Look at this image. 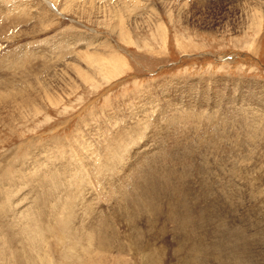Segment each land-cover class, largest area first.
<instances>
[{
	"label": "rangeland",
	"instance_id": "obj_1",
	"mask_svg": "<svg viewBox=\"0 0 264 264\" xmlns=\"http://www.w3.org/2000/svg\"><path fill=\"white\" fill-rule=\"evenodd\" d=\"M0 73L2 261L264 264V0H0Z\"/></svg>",
	"mask_w": 264,
	"mask_h": 264
},
{
	"label": "bare ground",
	"instance_id": "obj_2",
	"mask_svg": "<svg viewBox=\"0 0 264 264\" xmlns=\"http://www.w3.org/2000/svg\"><path fill=\"white\" fill-rule=\"evenodd\" d=\"M21 8H22V7H21ZM26 9H27V8H26ZM12 10H13V9H12ZM17 10H22V9H17ZM17 10H15V12H16ZM5 12H6V11H5ZM7 12H8V11H7ZM15 12H14V13H15ZM21 12H22V11H21ZM10 13H11V12H10ZM6 14H8V13H6ZM12 15H13V14H12ZM24 15H25V14H24ZM13 18H14V17H13ZM4 30H5V29H4ZM25 50H26V49H25ZM23 58H24V57H23ZM27 59H28V58H27ZM35 59H36V58H35ZM21 60H23V59H21ZM26 61H27V60H26ZM28 61H30V60H28ZM19 63H20V62H19ZM26 63H27V62H26ZM20 64H21V63H20ZM22 64H23V63H22ZM22 64H21V65H22ZM5 65H6V64H5ZM15 65H16V64H15ZM21 65H20V66H21ZM29 65H30V64H29ZM2 66H3V65H2ZM16 66H17V65H16ZM7 67H8V66H7ZM7 67H6V68H7ZM9 67H10V66H9ZM17 67H18V66H17ZM17 69H18V68H17ZM0 74H1V73H0ZM17 74H18V73H17ZM1 83H3V85L5 84L4 81L1 82ZM10 84H12L11 81L9 82L8 87H11V86H12V85H10ZM35 84H36V83H35ZM3 85L0 84V91H1ZM11 88H13V87H11ZM13 90H14V89H13ZM36 90H37V89H36ZM10 93H11V92H10ZM10 93H9V94H10ZM30 93H31V92H30ZM1 94H2V93H0V95H1ZM13 94H14V93H13ZM3 96H4V95H3ZM10 97H11V96H10ZM0 98H1V97H0ZM6 98H7V97H6ZM10 100H11V99H10ZM5 101H6V100H5ZM5 101L2 102V103H4V105H5L6 102H8V101H6V102H5ZM12 101H13V100H12ZM8 104H9V103H8ZM6 105H7V104H6ZM187 118H188V117H187ZM188 119H189V118H188ZM136 131H137V130H136ZM117 149H119V148H117ZM116 151H117V150H116ZM119 151H120V150H119ZM114 153H115V152H114ZM119 153H120V152H119ZM116 155H117V154H116ZM114 158H115V157H114ZM108 159H109V158H108ZM112 159H113V158H112ZM112 161H114V160H112ZM102 163H103V162H102ZM106 164H107V163H106ZM110 164H111V163H110ZM106 169H107V168H106ZM112 172H113V171H112ZM46 176H47V175H46ZM52 177H53V176H52ZM51 180H52V179H51ZM58 180H59V178H58ZM53 181H54V180H53ZM77 181H78V180H77ZM39 182H40V181H39ZM43 182H44V181H43ZM54 182H55V181H54ZM46 183H47V182H46ZM56 183H57V182H56ZM83 185H84V184H83ZM58 187H59V186H58ZM75 187H76V186H75ZM55 188H56V187H55ZM1 191H2V190H1ZM75 191H76V190H75ZM79 192H80V191H79ZM51 193H52V192H51ZM49 194H50V192H49ZM74 194H75V193H74ZM79 194H80V193H79ZM51 195H52V194H51ZM45 196H46V194H45ZM60 196H61V195H60ZM46 197H47V196H46ZM75 197H76V196H75ZM75 197H74V198H75ZM57 198H58V196H57ZM57 198H56V199H57ZM53 199H54V198H53ZM50 200H51V198H50ZM59 200H60V199H59ZM47 201H48V200H47ZM44 203H45V202H44ZM57 203H58V202H57ZM61 203H62V202H61ZM61 203H60V205H61ZM50 204H52V203H50ZM4 205H5V204H4ZM36 205H37V204H36ZM45 205H46V204H45ZM0 206H1V204H0ZM46 206H47V205H46ZM85 206H86V205H85ZM51 207H52V206H51ZM58 207H60V206L58 205ZM31 208H32V207H31ZM54 208L56 209L55 206H54ZM63 208H64V206H63ZM33 209H34V208H33ZM52 210H53V209H52ZM61 210H62V209H61ZM72 210H73V209H72ZM32 211H33V210H32ZM37 211H38V210H37ZM37 211H36V212H37ZM39 211H40V210H39ZM30 212H31V210H30ZM30 212H29V213H30ZM49 212H50V210H49ZM52 212H53V211H52ZM64 212H65V211H64ZM66 212H67V211H66ZM70 212H71V211H70ZM27 213H28V212H27ZM61 213H62V212H61ZM11 214H12V213H11ZM37 214H39V213H37ZM34 215H35V213H34ZM34 215H32V216H34ZM56 215H57V214H56ZM32 216H31V217H32ZM35 216H36V215H35ZM64 216H65V215H64ZM31 217H30V218H31ZM50 217H51V216H50ZM54 217H55V216H54ZM65 217H66V216H65ZM70 217H71V216H70ZM13 218H14V217H13ZM60 218H61V217H60ZM68 218H69V217H68ZM68 218H67V219H68ZM35 219H36V218H35ZM35 219H34V220H35ZM37 219H38V218H37ZM37 219H36V220H37ZM71 220H72V217H71ZM4 221H5V220H4ZM30 221H31V219H30ZM49 221H50V220H49ZM10 222H11V221H10ZM15 222H16V221H15ZM53 222H54V221H53ZM57 222H58V221H57ZM7 224H8V223H7ZM11 224H12V223H11ZM25 224H26V223H25ZM34 224H35V223H34ZM0 225H1V224H0ZM54 225H55V224H54ZM63 225H64V224H63ZM61 226H62V225H61ZM65 226H66V225H65ZM22 227H23V226H22ZM46 227H47V226H46ZM34 228H35V227H34ZM65 228H66V227H65ZM1 229H3V228H1ZM38 229H39V227L37 228V233H39V232H38ZM50 229H51V228H50ZM50 229H49V230H50ZM67 229H68V228H67ZM30 230H31V227H30V228H26V227L24 226L20 231L17 230V231H19V233H17V234H20V236H21V238H22L23 236H25V234H26V235L31 234V233H29ZM32 230H33V229H32ZM35 230H36V229H35ZM40 230H41V229H40ZM40 230H39V231H40ZM51 230H52V229H51ZM7 231H8V230H7ZM53 231H54V230H53ZM59 231H60V230H59ZM61 231H62V230H61ZM64 231H65V230H64ZM45 232H47V230H46ZM49 232H50V231H49ZM51 232H52V231H51ZM51 232H50V233H51ZM32 233H33V231H32ZM34 233H35V232H34ZM34 233H33V235H35ZM59 233H60V232H59ZM4 234H5V232H4ZM4 234H3V235H4ZM6 234H7V233H6ZM23 234H24V235H23ZM39 234H40V233H39ZM42 234H43V232H42ZM53 234H54V233H53ZM11 235H12V234H11ZM13 235H14V234H13ZM40 235H41V234H40ZM40 235H38V237H39V238H42V235H41V237H40ZM61 235H62V234H61ZM7 236H8V237H7ZM7 236H4V237L8 238V242H9V239H10L9 236H10V235L7 234ZM62 236H63V235H62ZM25 237H26V236H25ZM29 237H30V236H29ZM29 237H28L27 240H24V241H25V244H26V242L30 243V246H29V247H30V249H31V251H30L31 253H29V250L27 251V252H28V254H27V258L31 259V254H32V252H33V253L35 252V247H36L37 243H36V241L34 240V239H35L34 236H32V238H29ZM33 237H34V238H33ZM49 237H50V236H49ZM11 238H13V237L11 236ZM23 238H24V237H23ZM79 238H80V237H79ZM88 238H89V237H88ZM4 239H5V238H4ZM42 239H46V236L43 235V238H42ZM83 239H84V238H83ZM37 240H38V239H37ZM45 241H46V240H45ZM60 241H61V240H60ZM40 242H41V241H40ZM43 242H44V241H43ZM17 244H18V243H17ZM43 244H44V243H43ZM61 244H63V243H61ZM64 244H65V243H64ZM21 245H22V243H21ZM38 245H39V244H38ZM38 245H37V247H38ZM58 245H59V244H58ZM41 246H42V245H41ZM11 247H12V246H11ZM61 247H63V246H61ZM6 248H7V247H6ZM23 248H25L24 245H23ZM42 248H43V247H41L40 250H39V251L41 252V253H39V256H38L40 259L42 258V256L40 257V255H42V253H44V252H43L44 250H42ZM8 249H9V247H8ZM19 249H20V248H19ZM21 249H22V248H21ZM21 249H20V250H21ZM36 249H37V248H36ZM4 250H6V249H4ZM25 250H26V249H25ZM9 251H10V250H9ZM22 251H23L24 254H26V252L24 251V249H22ZM10 252H11V251H10ZM45 252H46V251H45ZM4 254H6V253H4ZM10 254H11V253H10ZM21 254H22V253H21ZM35 254H36V253H35ZM85 254H86V253H85ZM12 255H13V254H12ZM33 255H34V254H33ZM0 256H1V255H0ZM7 256H9V254H7ZM21 256H22V255H21ZM149 256H150V255H149ZM151 256H152V255H151ZM1 257H2V256H1ZM13 257H14V255H13L12 257H11V256H10V257H6V256H5V258L3 257V258H4L3 261H2V258L0 259V261L3 262V263H5V264H16V263L13 261V260H14ZM15 257H16V256H15ZM81 257H82V256H81ZM40 259H39V260H40ZM42 259H43V258H42ZM42 259L40 260L39 264H45V262H43ZM37 260H38V259H37ZM47 260H48V259H47ZM29 261H30V260H29ZM41 261H42V263H41ZM78 261H79V260H78ZM25 262H26V261H25ZM25 262H24V263H25ZM96 262H97V261H96ZM98 262H99V261H98ZM94 263H95V262H94ZM191 263H193L192 260H189L188 262H186V264H191ZM26 264H29V263L26 262ZM68 264H69V263H68ZM96 264H97V263H96ZM109 264H110V263H109Z\"/></svg>",
	"mask_w": 264,
	"mask_h": 264
}]
</instances>
